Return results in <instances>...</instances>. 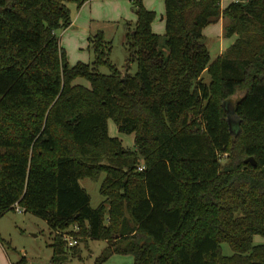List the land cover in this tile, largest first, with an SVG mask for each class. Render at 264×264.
Listing matches in <instances>:
<instances>
[{
  "label": "trees",
  "instance_id": "16d2710c",
  "mask_svg": "<svg viewBox=\"0 0 264 264\" xmlns=\"http://www.w3.org/2000/svg\"><path fill=\"white\" fill-rule=\"evenodd\" d=\"M87 1L0 0V218L18 203L54 231L77 225L108 244L95 264H264V0H164V35L131 0L123 70L101 30L95 60L69 63L57 31ZM221 17L238 37L212 62L204 29ZM102 173L93 207L80 182ZM65 245L54 238V260Z\"/></svg>",
  "mask_w": 264,
  "mask_h": 264
},
{
  "label": "rangeland",
  "instance_id": "374dc122",
  "mask_svg": "<svg viewBox=\"0 0 264 264\" xmlns=\"http://www.w3.org/2000/svg\"><path fill=\"white\" fill-rule=\"evenodd\" d=\"M149 6L156 10V17L153 21V26L156 31L164 35L165 21L162 19V14L165 11L164 0H143ZM232 0H222V5H228ZM111 5H115L112 3ZM72 15L77 13V5L69 4ZM121 11L129 13L130 19H121L119 22L99 21L94 22L93 27H90L86 34H82L76 27H72L71 31L58 30L57 33L61 37V41L67 50L68 60L71 65L78 61L91 63L95 60L96 54L91 46L90 37H93L99 30L103 31L107 40L112 42L110 54L111 63L119 70H123L128 59V50L125 46L128 30L125 27V22L130 21L135 24L136 13L132 8L131 1L119 2ZM73 18V17H72ZM221 22L219 21L209 25L205 31V43L210 49L212 59L215 60L219 56V49L223 42L228 43L221 37ZM138 68L137 62H133L130 67V73H136ZM98 70L102 73L109 74L110 68L106 65L98 66ZM208 78V74L206 73ZM78 82L85 85L90 83L85 79H78ZM240 97L236 95L232 98V102ZM232 118L237 120L233 114ZM109 133L111 136L119 137L125 147L134 148L135 134L122 133L118 130V126L113 118L109 120ZM106 176V173L101 174L99 181L90 178L81 180V185L91 195L92 206L97 207L104 197L100 193L101 182ZM73 226L69 229L73 231ZM76 235L79 242L76 246L65 245V256L63 259L54 260V248L52 246L54 238L60 232L54 231L48 221L42 217L35 215L32 212H19L16 209L8 211L0 219V264H95L96 259L102 255L104 249L108 246L107 242L95 240L88 237L81 229H77ZM264 238V235H261ZM63 237V235H62ZM64 239V237H63ZM65 240V239H64ZM58 242V241H57ZM222 251L225 255L233 254V249L228 243L222 244ZM134 256L113 254L103 264H133Z\"/></svg>",
  "mask_w": 264,
  "mask_h": 264
},
{
  "label": "crops",
  "instance_id": "0c3cea01",
  "mask_svg": "<svg viewBox=\"0 0 264 264\" xmlns=\"http://www.w3.org/2000/svg\"><path fill=\"white\" fill-rule=\"evenodd\" d=\"M122 1L125 2L127 0H89L86 3H84L81 7H79V8L77 7L78 10H77L76 15H72V17H73L72 25L70 27L62 29V30L70 32L72 27H76L78 29V31H80L82 34H86L88 32L89 28L93 27L94 22H99V21L119 22L121 19L123 20V18H125L126 20L130 19L131 15L129 13H127V11H125V12L121 11V7L119 6V2H122ZM129 1H131V0H129ZM112 3H114L115 5H111ZM131 4H132V8H133L132 1H131ZM145 5L147 8L153 9L151 6H149L147 4L146 1H145ZM221 6H222V9L227 7V5L226 6L222 5V1H221ZM153 10H155V9H153ZM164 13H165V11H164ZM163 14H162V16H163ZM220 19H222L221 37L220 38H222L224 40L226 39L228 41V43L223 42L222 46L219 49V56L222 53H224L227 50V48L231 44H233L238 37L237 35H233L232 37H226L225 31H224L225 30L224 29L225 19L223 17H221ZM136 21H137V15H136ZM126 22H130V21H126ZM165 26H166V23H165ZM208 27H209V25L204 29V34H205V31H207ZM59 30H61V29H59ZM153 30L156 33H159L158 31H156L154 29V26H153ZM165 32H166V28H165ZM61 44L64 46L62 41H61ZM215 60L212 59V62ZM0 238H2L1 233H0ZM254 241L256 243H263L264 238L261 235L256 234L254 236Z\"/></svg>",
  "mask_w": 264,
  "mask_h": 264
},
{
  "label": "built area",
  "instance_id": "2783aa9c",
  "mask_svg": "<svg viewBox=\"0 0 264 264\" xmlns=\"http://www.w3.org/2000/svg\"><path fill=\"white\" fill-rule=\"evenodd\" d=\"M144 168H145V165L143 163H141L138 167V169L140 171L144 170ZM15 209L18 210L19 212L24 211V209L18 203L15 205ZM77 229H79V227L77 225L75 227H73V231H77ZM60 233L63 235L68 246L73 247V246H76L78 244L79 239H78L77 235L72 233L70 229L64 230Z\"/></svg>",
  "mask_w": 264,
  "mask_h": 264
},
{
  "label": "water",
  "instance_id": "95a60500",
  "mask_svg": "<svg viewBox=\"0 0 264 264\" xmlns=\"http://www.w3.org/2000/svg\"><path fill=\"white\" fill-rule=\"evenodd\" d=\"M246 162H251L253 165L257 164V161H256L255 157H253V156L248 157L246 159Z\"/></svg>",
  "mask_w": 264,
  "mask_h": 264
}]
</instances>
